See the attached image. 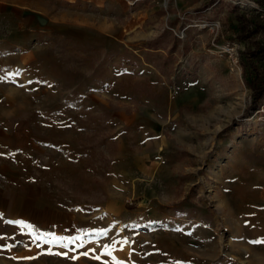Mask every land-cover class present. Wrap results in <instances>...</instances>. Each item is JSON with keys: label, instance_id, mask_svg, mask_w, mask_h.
<instances>
[{"label": "rangeland", "instance_id": "1", "mask_svg": "<svg viewBox=\"0 0 264 264\" xmlns=\"http://www.w3.org/2000/svg\"><path fill=\"white\" fill-rule=\"evenodd\" d=\"M46 2L41 23L12 8V35L0 2L4 188L71 206L121 264H264L240 248L264 237V99L245 114L236 36L238 10L260 6Z\"/></svg>", "mask_w": 264, "mask_h": 264}, {"label": "crops", "instance_id": "2", "mask_svg": "<svg viewBox=\"0 0 264 264\" xmlns=\"http://www.w3.org/2000/svg\"><path fill=\"white\" fill-rule=\"evenodd\" d=\"M90 1L96 5L99 0ZM0 2L4 4V31L11 35L15 32V26L10 22L13 16L9 17L12 8L41 23V16L48 13L50 4L46 0ZM63 15L56 13L52 21L58 22ZM9 193L17 192L4 188V178L0 177V264H121L120 251L90 248L94 247L90 245V235L82 231L88 229L87 223L82 218L73 217L71 206L58 208L55 204L40 203L25 192H18L20 196ZM124 200L121 196L114 197L101 210L122 211ZM17 221L20 223H15ZM91 241L98 246V239ZM253 241H264V237L241 238L240 248L245 252V258L250 257L249 250L253 248L261 250L264 255V243ZM247 262L250 264V258Z\"/></svg>", "mask_w": 264, "mask_h": 264}, {"label": "trees", "instance_id": "3", "mask_svg": "<svg viewBox=\"0 0 264 264\" xmlns=\"http://www.w3.org/2000/svg\"><path fill=\"white\" fill-rule=\"evenodd\" d=\"M259 11L238 10L239 31L237 37L246 41L238 51L244 83L250 90V102L245 114L256 111L264 99V0H255Z\"/></svg>", "mask_w": 264, "mask_h": 264}, {"label": "built area", "instance_id": "4", "mask_svg": "<svg viewBox=\"0 0 264 264\" xmlns=\"http://www.w3.org/2000/svg\"><path fill=\"white\" fill-rule=\"evenodd\" d=\"M225 51L228 52L231 56H233V54L235 53V48L226 46ZM233 58H234V62L236 63L237 62L236 57L233 56Z\"/></svg>", "mask_w": 264, "mask_h": 264}, {"label": "snow or ice", "instance_id": "5", "mask_svg": "<svg viewBox=\"0 0 264 264\" xmlns=\"http://www.w3.org/2000/svg\"><path fill=\"white\" fill-rule=\"evenodd\" d=\"M15 223H20L19 221L15 222ZM252 243H264V241H253ZM87 253H85L86 255ZM107 254V253H106Z\"/></svg>", "mask_w": 264, "mask_h": 264}]
</instances>
